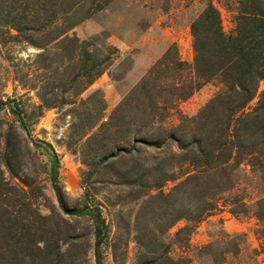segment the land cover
<instances>
[{
  "label": "rangeland",
  "instance_id": "rangeland-1",
  "mask_svg": "<svg viewBox=\"0 0 264 264\" xmlns=\"http://www.w3.org/2000/svg\"><path fill=\"white\" fill-rule=\"evenodd\" d=\"M81 2L74 28L53 40L45 12L27 0H0L3 178L28 191L60 240L64 264H97L93 220L64 212L87 209L106 227L101 264H264V222L250 213L264 198V176L243 163L230 189L216 194L222 180L192 181L190 155L178 149L195 139L185 121L223 91L220 79L187 100L172 95L194 83L191 24L211 6L233 36L242 0ZM171 47L183 71L163 67L149 101L133 93ZM263 91L264 80L246 112ZM233 197L246 216L230 214Z\"/></svg>",
  "mask_w": 264,
  "mask_h": 264
},
{
  "label": "trees",
  "instance_id": "trees-1",
  "mask_svg": "<svg viewBox=\"0 0 264 264\" xmlns=\"http://www.w3.org/2000/svg\"><path fill=\"white\" fill-rule=\"evenodd\" d=\"M27 1L47 14V34L54 35L53 40L74 28L76 22L72 23L71 19L75 7L82 3V0ZM102 9L97 5L95 12ZM235 24L234 35L228 37L222 32L219 15L213 7L204 10L190 26L194 83L177 85L172 91L176 99L184 101L216 78L224 88L195 118L185 121L193 124L196 137L189 145L178 148L190 155L189 164L196 171L192 181L222 180L215 185L216 194L230 189V177L243 163L264 176V91L255 108L246 112L257 95L259 82L264 80V0H242ZM166 66L178 72L185 67L174 47L150 69L133 93L139 92L148 100V90L155 85ZM101 73L100 69L96 76ZM13 105L17 106L15 102ZM120 109L122 106L117 111ZM48 157L51 176L55 180L57 160ZM53 188L62 204L58 187L54 185ZM27 195V190L6 181L0 170V264H64L60 240L47 227L46 219L36 212ZM232 200L237 208L231 209L230 214L246 216L249 212L246 205L237 197ZM211 208L214 210V206ZM64 212L93 220L97 237L96 262L101 264L98 249L106 235L102 214L94 209ZM250 213L258 222H264V198L256 202Z\"/></svg>",
  "mask_w": 264,
  "mask_h": 264
}]
</instances>
